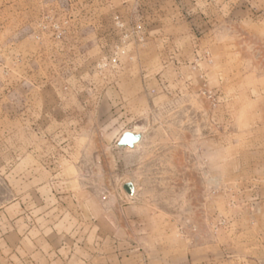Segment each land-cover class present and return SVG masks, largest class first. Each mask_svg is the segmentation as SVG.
<instances>
[{"label": "rangeland", "instance_id": "rangeland-1", "mask_svg": "<svg viewBox=\"0 0 264 264\" xmlns=\"http://www.w3.org/2000/svg\"><path fill=\"white\" fill-rule=\"evenodd\" d=\"M0 264H264V0H0Z\"/></svg>", "mask_w": 264, "mask_h": 264}, {"label": "water", "instance_id": "water-1", "mask_svg": "<svg viewBox=\"0 0 264 264\" xmlns=\"http://www.w3.org/2000/svg\"><path fill=\"white\" fill-rule=\"evenodd\" d=\"M143 135L139 133H133L130 131L124 132L116 143V148L119 152H124L129 148L130 150L135 149L136 145L141 143ZM124 193L129 199L136 200L135 184L130 181L125 183L122 187Z\"/></svg>", "mask_w": 264, "mask_h": 264}, {"label": "crops", "instance_id": "crops-1", "mask_svg": "<svg viewBox=\"0 0 264 264\" xmlns=\"http://www.w3.org/2000/svg\"><path fill=\"white\" fill-rule=\"evenodd\" d=\"M126 131H128V130H126ZM126 131H123L121 134H120V136L124 133V132H126ZM130 132H133V133H139V132H135V131H132V130H129ZM140 134V133H139Z\"/></svg>", "mask_w": 264, "mask_h": 264}]
</instances>
